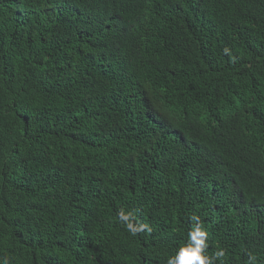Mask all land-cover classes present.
<instances>
[{
  "label": "trees",
  "instance_id": "trees-1",
  "mask_svg": "<svg viewBox=\"0 0 264 264\" xmlns=\"http://www.w3.org/2000/svg\"><path fill=\"white\" fill-rule=\"evenodd\" d=\"M194 215L264 264V0H0V264H167Z\"/></svg>",
  "mask_w": 264,
  "mask_h": 264
},
{
  "label": "clouds",
  "instance_id": "clouds-1",
  "mask_svg": "<svg viewBox=\"0 0 264 264\" xmlns=\"http://www.w3.org/2000/svg\"><path fill=\"white\" fill-rule=\"evenodd\" d=\"M190 219L194 224L188 231L187 243L184 246L179 247L175 255L169 256L167 264H215L216 260L221 261V264H223L225 250L221 247L218 248L211 257L206 255L205 249L208 246L206 243L208 233L203 228L199 216L194 215ZM118 220L133 236L144 231L146 228H149L146 224L137 225L134 223V214L131 211L121 209L118 212ZM255 262L256 256L254 254H249L247 264H255ZM3 264H8V261L5 260Z\"/></svg>",
  "mask_w": 264,
  "mask_h": 264
}]
</instances>
